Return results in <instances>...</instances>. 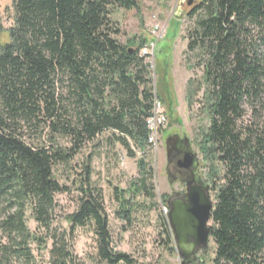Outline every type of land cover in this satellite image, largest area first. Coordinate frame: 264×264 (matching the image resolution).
Listing matches in <instances>:
<instances>
[{"label":"trees","instance_id":"trees-1","mask_svg":"<svg viewBox=\"0 0 264 264\" xmlns=\"http://www.w3.org/2000/svg\"><path fill=\"white\" fill-rule=\"evenodd\" d=\"M137 8L135 0H12V26L0 25V37L7 36L4 44L0 38V264H35L30 241L47 243L31 235L26 211L50 229L55 196L70 191L54 169L71 166L104 132L130 158L140 155L137 178L126 190L113 188L117 218L128 221L138 208L157 206L147 161L153 86L140 52L155 43L156 96L171 117L170 47L144 37L133 50L117 40L112 15ZM188 19L186 56L203 70V82L196 88L189 82L187 101L192 106L204 86L210 121L197 148L215 191L211 262L264 264V0H199ZM89 159L79 171L71 166L79 197L64 218L68 232L91 230L95 264H137L112 248ZM162 226L171 241L163 217ZM51 241L50 264H74L70 245Z\"/></svg>","mask_w":264,"mask_h":264},{"label":"rangeland","instance_id":"rangeland-1","mask_svg":"<svg viewBox=\"0 0 264 264\" xmlns=\"http://www.w3.org/2000/svg\"><path fill=\"white\" fill-rule=\"evenodd\" d=\"M137 9L125 11L117 10L112 15V20L119 28L117 40L129 47L136 49L141 38L153 37L156 41L162 40L168 43L170 54L168 57V82L167 86L172 99V115L169 117L167 104L164 103L166 112V125L157 140L156 148L149 150L147 161L152 168V184L157 205L152 210L138 208L128 221L117 218V203L113 197V188L117 187L126 190L132 180L138 176L137 159L128 156L126 151L116 144L109 132L99 135L94 142L83 147L80 153L74 158L71 166L77 171L85 163L86 158L90 159L92 171L91 181L93 186L102 190L103 204L108 218L112 248L114 252L129 255L137 264H181L178 252L172 238L171 229L168 225V209L164 202V196L170 193L165 173L166 153L165 140L174 133L181 137H187L193 151L197 154L200 164L199 172L207 178V163L203 161L197 148L202 131L209 126V117L204 112L203 95L204 86L197 92L192 106L187 101V90L189 82L194 84L191 88L203 82V70L196 66L193 58L186 56L187 40L186 32L190 21L188 13L191 6L187 5L189 0H135ZM13 9L12 0H0V25L7 30L12 26ZM1 44L7 41V36L1 35ZM155 43L145 46L140 55L146 57L149 64L150 77L152 79L153 92L158 94L157 66L153 53ZM157 59V58H156ZM60 146H67L65 139H59ZM71 166L58 167L54 173L59 182L70 191L55 196V212L49 230L39 228L32 218L30 210L26 211V225L31 235L43 238L46 245L40 242L30 241L29 247L34 257L35 264H50L52 241L51 236L67 242L71 247L74 257V264H95L93 262L94 236L90 229H76L73 236L68 232V225L64 218L76 210L79 193L72 183L76 178V171ZM72 183V184H71ZM211 201L215 203V191L211 192ZM140 203L144 202L139 198ZM1 211V210H0ZM162 217L168 226L170 240L164 232ZM211 223H209L210 226ZM0 232V238H2ZM4 241V239H3ZM214 248L210 239L206 254L199 252L198 262L212 264ZM197 262V263H198Z\"/></svg>","mask_w":264,"mask_h":264},{"label":"water","instance_id":"water-1","mask_svg":"<svg viewBox=\"0 0 264 264\" xmlns=\"http://www.w3.org/2000/svg\"><path fill=\"white\" fill-rule=\"evenodd\" d=\"M199 0H189L188 6ZM182 148L185 155V163L187 166L197 168L199 165L197 154L193 151L190 141L187 137L180 138L178 134H173L165 140V150L167 157L176 148ZM208 192L209 187H205ZM190 208L171 209L167 215L168 225L173 233L174 242L177 248L178 256L182 259L181 264H191L195 261H188L194 255L198 248L202 249V253L206 254L210 241V217L214 204L209 196L196 197L191 196ZM192 242L189 243L188 241Z\"/></svg>","mask_w":264,"mask_h":264},{"label":"flooded vegetation","instance_id":"flooded-vegetation-1","mask_svg":"<svg viewBox=\"0 0 264 264\" xmlns=\"http://www.w3.org/2000/svg\"><path fill=\"white\" fill-rule=\"evenodd\" d=\"M180 138L182 139L184 137L180 136ZM164 148H165V144H164ZM182 151H183L182 148L178 147L176 148V151L171 152V154L168 157L166 155L165 173L170 190V193L164 196V202L168 209L167 215L170 212V210L174 209L175 207L183 208V209L190 208L191 196L206 197L207 195L211 199L210 195L213 189L212 184L208 181L206 177H203V175H201V173L199 172L200 164L196 169L192 168L191 166L188 167L187 164L185 163V155ZM206 186L209 187L208 192H206L205 190ZM171 234L174 241L172 231ZM188 242L191 243L192 241L189 240ZM199 252H202L201 248H198L195 251L194 255H192L189 258L188 260L189 262L195 259V261L191 264H196L198 262L197 255Z\"/></svg>","mask_w":264,"mask_h":264},{"label":"built area","instance_id":"built-area-1","mask_svg":"<svg viewBox=\"0 0 264 264\" xmlns=\"http://www.w3.org/2000/svg\"><path fill=\"white\" fill-rule=\"evenodd\" d=\"M166 121L165 107L157 98L156 93L153 92L152 111L147 119L149 150L156 148L157 140L162 132V128L166 125Z\"/></svg>","mask_w":264,"mask_h":264}]
</instances>
